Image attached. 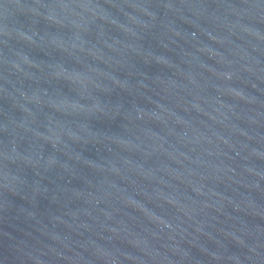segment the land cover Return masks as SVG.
<instances>
[{"label": "water", "instance_id": "water-1", "mask_svg": "<svg viewBox=\"0 0 264 264\" xmlns=\"http://www.w3.org/2000/svg\"><path fill=\"white\" fill-rule=\"evenodd\" d=\"M0 264H264V0H0Z\"/></svg>", "mask_w": 264, "mask_h": 264}]
</instances>
